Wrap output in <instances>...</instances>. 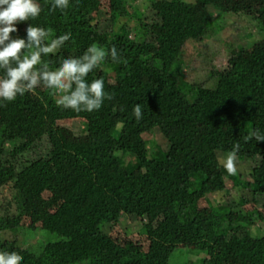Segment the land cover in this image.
I'll use <instances>...</instances> for the list:
<instances>
[{
  "label": "trees",
  "instance_id": "trees-1",
  "mask_svg": "<svg viewBox=\"0 0 264 264\" xmlns=\"http://www.w3.org/2000/svg\"><path fill=\"white\" fill-rule=\"evenodd\" d=\"M40 3V16L19 23L14 34L26 37L29 24L50 39L70 33L56 55L42 57L50 69L60 56L79 57L93 44L115 46L121 59L106 57L87 77L105 72L112 98L98 111L57 107L58 96L45 86L36 88L40 103L30 92L0 106V189L16 190L14 201L0 207V251L17 252L21 264H171L179 253L184 264H264V237L230 232L237 223L250 230L264 223V141L250 138L264 133V0H149L142 6L152 10L134 8L136 24L109 32L91 20L101 0H70L63 13ZM109 3L115 21L134 7V0ZM216 11L247 14L257 25L243 35L248 46L234 45L227 68L210 73L215 85L188 82L174 65L189 40L222 30L214 28ZM64 119H81L87 139L68 141L54 127ZM43 145L47 153L32 155ZM220 152L255 162L250 199L217 195L227 193L231 177L239 180L225 171ZM205 198L218 206L201 207ZM248 202L254 207L245 209ZM118 207L120 216L149 218L146 251L105 230Z\"/></svg>",
  "mask_w": 264,
  "mask_h": 264
},
{
  "label": "clouds",
  "instance_id": "clouds-1",
  "mask_svg": "<svg viewBox=\"0 0 264 264\" xmlns=\"http://www.w3.org/2000/svg\"><path fill=\"white\" fill-rule=\"evenodd\" d=\"M50 4V11L64 12L70 0H44ZM40 0H0V106L14 102L18 96L34 92L40 85L57 95L55 103L62 109L92 113L98 111L111 95L105 91L104 81L87 77L110 56L114 63L120 62L117 48L110 50L93 44L79 57L65 58L55 70L42 57L56 55L70 39L65 33L50 39V33L42 27L29 24L26 37H13L19 23L34 20L40 16ZM137 120L142 119V108H133ZM251 139L264 141V133L256 130ZM238 148V146H237ZM225 171L234 175L235 153H229L223 161ZM22 257L15 251H0V264H21Z\"/></svg>",
  "mask_w": 264,
  "mask_h": 264
},
{
  "label": "rangeland",
  "instance_id": "rangeland-1",
  "mask_svg": "<svg viewBox=\"0 0 264 264\" xmlns=\"http://www.w3.org/2000/svg\"><path fill=\"white\" fill-rule=\"evenodd\" d=\"M192 3H196L197 0H187ZM149 3V0H134V7L130 8V14L128 17L123 18L120 20L114 19V17L110 14V3L109 0H101L100 5V12H96L92 16V22L93 24H98L102 28V31H112L116 27H120L124 22L129 23V25L133 26L137 23V16H135V10L134 8L137 6H141V10H152L151 7L146 8L142 6V4ZM147 11V12H148ZM153 12H150V15H153ZM216 18H219V13L216 11ZM218 26L214 28H222V30L212 35L211 37H207L204 40H189L183 47L182 53L178 57L176 63L174 65V70L183 76L188 82L191 83H201L206 86H213L216 83L217 76L211 75L210 73L214 70H224L227 68L228 64L231 61V57L233 56L232 49L237 47L236 45L243 44L249 45L245 39L244 36L250 31L255 30V24L257 25V20L253 18L252 16H249L247 14H234V13H228L226 15L220 16L218 20ZM212 31V30H211ZM215 32V31H214ZM13 37H15V34H11ZM132 36H134V33H132ZM68 58L66 55H62L59 57L57 63L53 66H51L52 70H55L59 64L63 61V59ZM102 72V71H101ZM98 72L100 79H104L105 72L101 73ZM111 83L115 81L114 75L109 76L107 78ZM43 85H40L38 88L40 90H43ZM42 92V91H41ZM40 91L35 90L34 92H31V100L34 101V103H40L38 100V97H40ZM42 102V101H41ZM54 127H56L58 130H61L64 135H66L67 140L71 142H81L83 140L87 139L88 133L86 132L85 125L82 122L81 119H64L59 122H57ZM155 138L159 141H162L164 144L163 146L166 147V140L163 138V136L158 132L155 135ZM41 147L40 149H36L32 151V155L42 154L44 155L47 153L48 146ZM228 154H225L224 152L219 153V157L221 160V163L223 165L224 158ZM255 165V162H253L251 159H240L238 156L235 155V167L237 169V178L231 177V180L227 181V193H221L217 194L221 200L224 201H230L232 199L236 200L237 202H242L244 200L243 198L250 199L252 195V188L253 185L251 183L254 181L252 174L253 166ZM63 173V170L60 169L56 176L58 177ZM240 184H239V182ZM246 182H250L249 185ZM264 193V190H263ZM45 197H48L50 192L47 190L43 193ZM16 195V190L11 186H5L2 189H0V207H2L4 204H9L14 201V197ZM215 196V195H214ZM218 206L212 202V200L205 198L201 200V207L208 208L209 206ZM264 200L261 202L260 206L264 207ZM245 209H251L254 207V205L251 202L243 204ZM264 210V209H263ZM122 213L119 211V207L116 209V211L113 213V215L110 218L109 226L107 225L105 227V230L113 236L119 243H121L123 246L130 247L133 250L136 251H146L149 246V240H148V231L145 227L143 228V224L148 222V217H145L144 219H138L132 215H122ZM119 217V218H118ZM29 220L24 219L23 223H27ZM247 225L245 223H237L234 226H232L231 229V235L232 234H249V232L252 231V234L262 236L264 237V223H254L251 225ZM176 258L172 259L171 264H184L185 257L182 254H177L175 256Z\"/></svg>",
  "mask_w": 264,
  "mask_h": 264
}]
</instances>
